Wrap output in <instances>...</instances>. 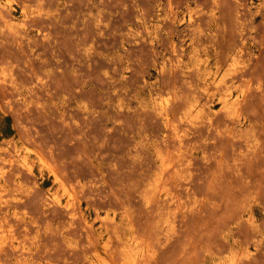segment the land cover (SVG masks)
Returning a JSON list of instances; mask_svg holds the SVG:
<instances>
[{"label":"rangeland","instance_id":"rangeland-1","mask_svg":"<svg viewBox=\"0 0 264 264\" xmlns=\"http://www.w3.org/2000/svg\"><path fill=\"white\" fill-rule=\"evenodd\" d=\"M0 249L264 264V0H0Z\"/></svg>","mask_w":264,"mask_h":264},{"label":"bare ground","instance_id":"bare-ground-1","mask_svg":"<svg viewBox=\"0 0 264 264\" xmlns=\"http://www.w3.org/2000/svg\"><path fill=\"white\" fill-rule=\"evenodd\" d=\"M6 1L8 2L9 0H6ZM15 24H16V23H15ZM18 24H19V23H18ZM21 28H23V26H22ZM217 85H218V84H217ZM224 100L226 101L227 99H224ZM235 101H236V100H235ZM235 101H234V102H235ZM165 104H166V103H165ZM231 104H232V103H231ZM166 105H167V104H166ZM229 105H230V104H229ZM161 110L163 111V108H162ZM164 111H165V110H164ZM164 111H163V112H164ZM181 138H182V137H181ZM181 141H182V140H181ZM2 177H3V176H2ZM1 198H2V197H1ZM68 202H69V201H68ZM66 203H67V202H66ZM70 203H71V201H70ZM67 204H68V203H67ZM67 204H66V205H67ZM68 206H69V205H68ZM9 238H10V237H9ZM6 239H7V237H6ZM6 239H5V240H6ZM10 239H12V238H10ZM10 239H9V240H10ZM8 242H9V241H8ZM9 243H10V242H9ZM1 244L3 245V243H1ZM11 244H12V243H11ZM4 245H5V244H4ZM7 245L10 246V244H8V243L6 244V246H7ZM16 246H18V245L16 244ZM16 246H15V247H16ZM1 247H2V246H1ZM21 248H23V247H21ZM0 250H3V249H0ZM21 250H22V249H21ZM23 250H24V249H23ZM0 252H1V251H0ZM126 256H127V254H126ZM124 258H125V257H124ZM124 258H123V260H124ZM127 258H128V257H127ZM125 259H126V258H125ZM124 261H125V260H124ZM127 261H128V260H127ZM133 262H134V259H133ZM133 262H132V263H133ZM125 264H126V262H125Z\"/></svg>","mask_w":264,"mask_h":264}]
</instances>
